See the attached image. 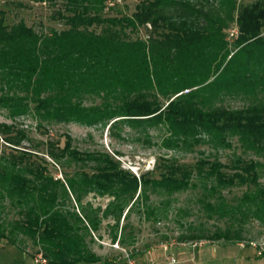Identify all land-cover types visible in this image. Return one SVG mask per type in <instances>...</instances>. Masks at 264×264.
Returning a JSON list of instances; mask_svg holds the SVG:
<instances>
[{"label":"trees","instance_id":"obj_1","mask_svg":"<svg viewBox=\"0 0 264 264\" xmlns=\"http://www.w3.org/2000/svg\"><path fill=\"white\" fill-rule=\"evenodd\" d=\"M29 1L56 7L65 27L43 33L22 19L7 23L0 7V109L10 120L0 122V139L11 150L0 154V208L6 198L17 209L16 218L0 219V239L15 244L18 234L27 236L48 264L93 263L99 257L85 235L101 218L117 228L136 206L155 219L171 195L197 187L203 215L227 224L208 235L189 225L194 231L178 239L242 240L240 222L264 224V164L257 159L234 154L223 163L201 152L190 164L160 157L135 175L114 153L79 150L63 134L61 146L44 145L54 164L73 167L59 178L48 173L44 155L17 151L28 136L14 121L29 115L40 127L126 125L146 136L154 127L171 149L202 143L216 151L235 138L242 153L264 159V0H139L129 15L106 13L116 5L106 7L107 0ZM141 29L145 38L128 36ZM94 98L99 102L85 103ZM233 99L243 103L226 104ZM235 187L244 189L233 198L222 193ZM88 194L107 197L103 209L82 203ZM151 194L162 196L156 205ZM70 201L78 213L66 208Z\"/></svg>","mask_w":264,"mask_h":264},{"label":"rangeland","instance_id":"obj_2","mask_svg":"<svg viewBox=\"0 0 264 264\" xmlns=\"http://www.w3.org/2000/svg\"><path fill=\"white\" fill-rule=\"evenodd\" d=\"M139 0H120L116 5L108 10L110 15H129L134 5ZM255 0H238L240 4H249ZM0 7L5 9L4 21L13 23L22 19L27 25H32L39 32L46 33L50 28L62 29V20L54 13L56 7L48 3L31 2L29 0H0ZM98 30V27L94 28ZM226 30V38L231 39V33L235 29L231 26ZM130 38L138 36L145 38L146 33L143 29L136 33H129ZM183 93L185 90L182 91ZM161 101L162 98L160 97ZM99 99L86 101L98 103ZM242 100H227L226 104L231 107H239ZM18 128L23 129L28 139L22 140L17 151L24 150L44 155V145L46 141H58L61 146L63 134H68L72 139V145L79 150L101 149L109 153H114V157L119 160L120 166L130 170L137 175L143 171L150 170L160 157L174 158L179 163H193L202 152L205 156H216L219 161L227 163L234 154L242 155L244 158L257 159L264 164V159L250 152L242 153L241 147L235 138L231 139V147L219 148L216 151L207 144H195L191 149L177 148L171 149L160 144L162 130L148 128L147 136L138 129L126 125L119 128L107 129V126L99 124L84 126L76 123H52L37 126L36 120L29 115H23L14 120ZM0 122L10 123L4 116V111L0 109ZM11 152L10 147L6 146L0 139V154ZM45 157V155H44ZM47 171L53 177L62 178L63 171L70 172L73 167H58L48 157ZM39 163L41 161L39 160ZM259 182L264 183V166L260 171ZM244 187L231 188L229 191L223 190L222 193L227 198H233L240 194ZM200 188L187 189L175 193L169 197V203L163 211L155 213L154 218L146 219L138 212L137 207L133 206L125 219L120 218L117 228L111 217L101 218L96 230L89 231L85 235L87 248L98 255L99 260L93 263L77 264H264V224L255 219H248L240 222L243 228L242 240H223L202 237L199 240L178 239L179 235L190 234L194 230L192 227H201L203 235H208L215 227H225L227 220L217 218H206L201 211L196 198L199 196ZM162 196H150V202L156 203ZM107 197L93 196L88 194L82 199V203L88 201L91 207L97 206L103 209L107 202ZM4 207L0 208V219L12 220L17 217L15 208L9 207L8 200L2 202ZM66 208L78 213L80 210L73 201L66 203ZM126 209H124V212ZM123 212V213H124ZM100 215V212H98ZM125 225L119 237L120 226ZM234 227H237L234 225ZM116 232V238L111 239L112 232ZM199 232V231H197ZM131 233L133 238H129ZM125 234V237H123ZM123 237L124 242L118 239ZM195 239V238H194ZM198 239V238H197ZM131 240V241H130ZM191 241H201L194 250L187 244ZM162 245H167L166 251L162 250ZM36 254H40L38 246H34L31 240L24 235L18 234L15 244H9L4 239H0V264H42L35 262ZM172 254L176 260L174 263L168 262V256ZM41 257L44 259L42 254ZM45 264H48L45 259Z\"/></svg>","mask_w":264,"mask_h":264},{"label":"built area","instance_id":"obj_3","mask_svg":"<svg viewBox=\"0 0 264 264\" xmlns=\"http://www.w3.org/2000/svg\"><path fill=\"white\" fill-rule=\"evenodd\" d=\"M119 1H120V0H107V1H106V7H109V6H111V5H114V4L118 3ZM201 244H203V243H201V241H191V242H189V243L187 244V246H188L191 250H194L195 248H197V247H198L199 245H201ZM167 248H168L167 245H162V250H163V251H166ZM168 255H169V254H168ZM34 261H35V262H40V263H42V264H45V259H43V258L41 257L40 254H36V256H35V258H34ZM168 262H169V263H174V262H176V260H175V258H174V256H173L172 254H170V255L168 256ZM128 263H129V264H132L131 261H129Z\"/></svg>","mask_w":264,"mask_h":264}]
</instances>
